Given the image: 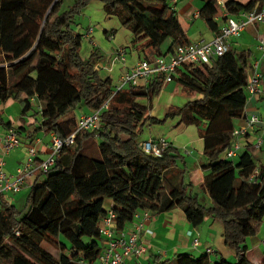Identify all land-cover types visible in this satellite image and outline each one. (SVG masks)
<instances>
[{
  "label": "trees",
  "instance_id": "trees-1",
  "mask_svg": "<svg viewBox=\"0 0 264 264\" xmlns=\"http://www.w3.org/2000/svg\"><path fill=\"white\" fill-rule=\"evenodd\" d=\"M93 1L101 2L106 15L116 17L132 34V44L147 60L191 43L169 7L170 0H76L65 12H61L64 0H0V104L17 101L22 120L41 116L33 134H55L62 140L78 127L76 111L84 107L90 113L101 111L99 131H80L75 143L58 154L49 173L36 176L24 209H17L7 195L0 196V264H90L102 253L100 230L109 212L115 214L114 227L119 231L138 211L158 215L175 208H181L193 226L208 216L222 220L225 243L238 259L212 260L207 251L183 252L174 264H256L248 257L247 240L258 234L264 219V165L248 151L237 161L222 158L233 141L235 121L246 116L253 52L230 48L210 66L178 69L173 81L182 92L202 98L171 108L158 120L149 113L164 88L163 75L148 85L117 90L96 69L100 59L96 50L87 60L80 56L83 36L75 27ZM256 2L241 5L226 0V10L238 16L254 9ZM221 13L216 0H208L200 18L219 34ZM168 40L171 45L164 53ZM174 119L196 127L203 140L209 206L186 183L176 147L170 144L161 158L141 148L148 122L162 125ZM255 170L258 175L251 180ZM107 199L113 200L109 210ZM151 264L170 260L152 255Z\"/></svg>",
  "mask_w": 264,
  "mask_h": 264
},
{
  "label": "crops",
  "instance_id": "crops-1",
  "mask_svg": "<svg viewBox=\"0 0 264 264\" xmlns=\"http://www.w3.org/2000/svg\"><path fill=\"white\" fill-rule=\"evenodd\" d=\"M76 0H64L62 8L68 9ZM208 0H170L169 7L175 12L177 19L186 33L188 40L192 42L206 41L211 42L218 32L211 31L206 23L200 18V11ZM241 5H247L252 0H233ZM264 6V0H257L255 8ZM84 16L90 20L87 30H81L83 36V59L91 57L93 50L99 55V61L95 66L102 79H111L115 88L121 85L124 75L130 73L132 69L145 58V53L141 48H136L133 44L132 34L125 29L116 17H108L104 12L103 4L99 1H93L84 11ZM198 15V17H196ZM217 22L219 29L224 26L225 20L218 16ZM95 24V25H94ZM92 29V32L90 30ZM264 36V26L256 25L246 29L239 38L230 40V48L235 51L251 50L252 71L258 64V72L262 74L264 87V59L258 48L260 39ZM171 40H168L162 47L165 53ZM121 48L126 50L125 62L117 59V51ZM82 49V48H81ZM81 51V50H80ZM149 55L153 57L152 50H148ZM141 84H145L142 82ZM202 96L193 95L189 97L182 92V87L175 81L164 85L160 95L154 99L152 110L149 116L158 120H163L171 108L185 106L188 102L199 100ZM143 105H148L146 100H141ZM35 106V105H34ZM22 107L17 101L9 100L6 104H0V164L3 163L7 173L13 175L16 170L22 167L27 160L28 148L37 146L40 150V159L46 157V144L50 138L45 132L34 133L39 126L41 116L34 118L26 117L22 120ZM246 116L244 119L235 121V129L243 128L246 120L251 116H258L261 120L258 125L257 134L264 138V94L259 97L249 96L246 107ZM90 113L85 107L76 111L74 114L78 119L85 114ZM30 115H32L30 113ZM14 132L19 136L21 145L10 152L4 148L5 138L8 133ZM20 133V134H19ZM27 133L24 138L23 135ZM43 134L45 138H42ZM165 137L171 145L177 148L182 161L178 162V167L185 170L186 183L192 184L194 191L198 193L199 200L204 205H211L206 185L205 172L203 164L206 162L204 155V143L200 138L196 127H186L179 124V119L169 120L162 125H151L149 122L144 128L142 140L157 139ZM41 141V143H39ZM253 142L254 139H247ZM246 145L245 139L242 141ZM248 151L242 149L240 154ZM239 154V155H240ZM254 159H258L259 164L264 165V145L259 151L251 153ZM223 158V157H222ZM239 156L233 161H237ZM257 163V162H256ZM35 181V179H34ZM33 184V183H32ZM31 187V186H30ZM29 187V188H30ZM106 209L113 206V200H105ZM135 220H131L122 231L130 233L135 231ZM148 227L153 230V234L147 236L144 231L139 233L140 241L147 244L146 253L140 257H132L126 264H151V256L159 255L163 259L175 260L178 253L190 252L195 255L207 254V249L211 248L212 253H208L212 260H218L221 257L227 258L231 262L238 259L236 251L231 249L225 243L224 223L220 219L206 217L199 226L191 225L181 208H175L171 211L153 215L147 221ZM263 226V224H262ZM247 240L248 257L253 263H260L264 259V239H262L261 230ZM116 229V228H115ZM194 239H198V246H194ZM104 244V242H103ZM255 252V256L250 258V254Z\"/></svg>",
  "mask_w": 264,
  "mask_h": 264
},
{
  "label": "built area",
  "instance_id": "built-area-1",
  "mask_svg": "<svg viewBox=\"0 0 264 264\" xmlns=\"http://www.w3.org/2000/svg\"><path fill=\"white\" fill-rule=\"evenodd\" d=\"M176 1V0H175ZM221 9V17L225 20L220 33L215 36L211 42L200 41L192 42L186 45L178 46L174 53L165 57H155L152 60H141L130 73L124 75L121 85L117 90L127 85L137 86L144 82L148 85L153 77L163 75L164 84L173 81L177 70L189 65H207L210 66L213 59L223 56L230 49V40L237 39L241 34L251 26H264V6L261 9L254 8L250 11H243L238 16L231 15L226 10V0H216ZM198 16V15H197ZM92 32V29L89 33ZM261 57L264 59V36L260 39L258 46ZM117 59L120 62L126 60V50L121 48L117 51ZM97 69V68H96ZM247 91L251 97H259L264 94L262 74L258 72V64L253 67V75L250 77ZM32 103L37 107L35 98ZM107 108V105L104 106ZM41 110V107L37 108ZM100 112L95 111L85 114L79 119L78 127L73 134L65 140L60 139L55 134H51L48 144H46V157L40 159V150L37 146H30L27 150L28 156L24 165L18 168L15 174L7 173L4 164H0V196L17 195L25 188L32 186L34 179L38 174H47L56 163L58 154L65 146H72L80 131L98 132L101 127ZM261 120L258 116H251L246 120L243 128H236L233 131V141L226 150L223 159L233 161L237 158L242 149H247L249 153L259 151L264 145V138L257 134L258 125ZM253 138V142L247 139ZM245 139L246 145L242 141ZM41 143V141L39 142ZM21 141L19 136L14 133H8L5 138L4 148L7 152L19 147ZM170 147L169 141L165 137L150 139L141 143L144 153L154 158H161L165 151ZM258 175L255 170L251 180ZM153 217L149 210L138 211L132 220H135V231L126 233L117 231L114 227L115 214L109 212L104 218L101 226V234L104 238V247L100 256L90 264H126L132 257L140 258L147 250L145 241H140L139 233L144 231L147 236L153 234V230L148 227L147 221ZM194 246H198V239H194ZM212 253L211 248L207 249Z\"/></svg>",
  "mask_w": 264,
  "mask_h": 264
},
{
  "label": "rangeland",
  "instance_id": "rangeland-1",
  "mask_svg": "<svg viewBox=\"0 0 264 264\" xmlns=\"http://www.w3.org/2000/svg\"><path fill=\"white\" fill-rule=\"evenodd\" d=\"M65 11H67V9H64V8L61 9V12H65ZM84 11L81 14V16L77 19V26L75 27V29L81 34H82L81 30H87V28L89 27V24H90V20H89L88 17L86 19H84L85 18ZM196 17H198V16L196 15ZM82 44H83V42H82ZM81 48L82 49L80 51V56L82 58H84L83 54H85V53H84V50H83V46H81ZM26 134L27 133H25L23 135L24 138L27 136ZM41 136H42V138H45V137H43L44 136L43 134H41ZM49 138H50V136L48 135L47 139H49ZM254 160H255V162H257V164H259L257 158L254 159ZM29 193H30V188H25L21 193H19L17 195H7L6 199L9 200L11 203L15 204L17 209L21 210V209H24L25 206L27 205ZM262 224H263V226H262V230H261V235H262V239H264V219H263ZM255 255H256L255 252L252 251V253L250 254V258L255 256ZM170 264H174V260H170Z\"/></svg>",
  "mask_w": 264,
  "mask_h": 264
}]
</instances>
